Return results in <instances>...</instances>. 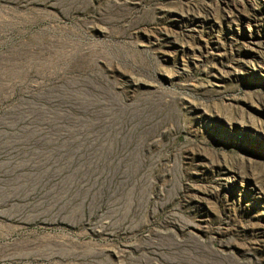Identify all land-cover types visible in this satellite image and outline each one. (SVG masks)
I'll list each match as a JSON object with an SVG mask.
<instances>
[{
  "label": "rangeland",
  "instance_id": "374dc122",
  "mask_svg": "<svg viewBox=\"0 0 264 264\" xmlns=\"http://www.w3.org/2000/svg\"><path fill=\"white\" fill-rule=\"evenodd\" d=\"M0 264H264V0H0Z\"/></svg>",
  "mask_w": 264,
  "mask_h": 264
}]
</instances>
